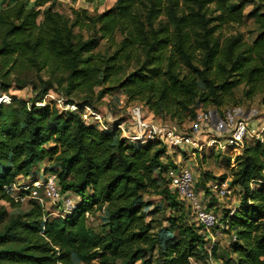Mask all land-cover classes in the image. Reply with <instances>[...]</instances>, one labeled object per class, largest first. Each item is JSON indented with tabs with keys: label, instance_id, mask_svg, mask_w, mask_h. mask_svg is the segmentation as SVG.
Wrapping results in <instances>:
<instances>
[{
	"label": "trees",
	"instance_id": "trees-1",
	"mask_svg": "<svg viewBox=\"0 0 264 264\" xmlns=\"http://www.w3.org/2000/svg\"><path fill=\"white\" fill-rule=\"evenodd\" d=\"M3 3L1 89L13 79L35 97L31 105L15 96L0 103V264L224 260L217 243L210 255L203 226L189 221L192 209L168 188L166 174L178 166L163 160L166 142L130 143L119 127L127 120L101 129L86 123L82 110L97 109L95 98L119 90L128 103L182 124L197 119L198 107L240 104L234 91L242 85L246 99L260 95L264 106V0H116L95 14L75 7L64 14L55 0ZM247 18L257 30L252 41L233 32ZM51 90L69 103L82 100L78 109L35 104ZM230 171L231 185L242 193L235 212L224 215L232 238L223 264H264V142L245 144ZM47 173L56 176L63 200L71 193L80 198L74 210L53 216L30 200L21 213L14 185L27 187L18 179L43 180ZM150 192L166 194L175 210L165 225L155 223L158 209L146 210ZM99 215L100 222L89 221Z\"/></svg>",
	"mask_w": 264,
	"mask_h": 264
},
{
	"label": "rangeland",
	"instance_id": "rangeland-1",
	"mask_svg": "<svg viewBox=\"0 0 264 264\" xmlns=\"http://www.w3.org/2000/svg\"><path fill=\"white\" fill-rule=\"evenodd\" d=\"M52 1L54 0H49V3ZM55 1L56 8L64 14H69L70 7L85 8L89 11L90 14H95L112 7L116 0H78L74 5L64 3L61 0ZM5 3H3V0H0V5L2 4L4 6ZM252 8L253 4L249 3L246 6V14L250 12ZM239 31L243 32L249 41H252L257 35V30L254 25V19L247 18L245 20V24L235 25V27L233 28V32ZM98 49L102 51L107 49V44L105 43V41H102ZM10 82L11 85L9 89H7V91H2L1 97H3V101H6V103H10L12 100V96H15L21 100L27 101L31 105V101L35 97V92L33 91V89L29 85L21 89L19 88L18 83L13 81V79L10 80ZM108 86H111V84H108ZM100 89V87L96 88V92ZM234 95L235 99L241 101L240 104H234L232 102L226 103L223 106L209 105L205 108L198 107L197 119L187 120L182 124H177L169 117H154V114L149 111L148 107L141 102L137 101L128 103L126 96L120 93L119 90H116L110 94H106L101 99L95 98L94 101L104 121L113 123L114 121L121 118L128 121H124L123 123H121V126H119L122 128L124 137L128 138L127 135L131 134V137L133 138V135L137 134L140 131L137 125L138 122L133 121L132 116H130V113H132L134 110L138 111V109H141V113L144 117L143 120L146 122L153 121L158 125L174 127L178 130V132L182 134H190L193 136L194 141L187 146L185 144H182L178 147L166 143L167 152L163 156V160L165 162L172 160L173 163L178 166L171 167L166 175L167 178H170V175L172 174L171 172H176L180 168V164L185 165L192 170L194 175L195 190L198 192L202 201L205 202L206 207L213 210L218 216V224L212 230V233H208L204 229L202 230L206 233V238L208 239L206 247L210 250L211 255L213 245L217 243L219 245V256H222L224 260L215 262L214 258L210 256L209 259H206L202 262L192 260V264H223L225 259L228 258V254H226V251L228 250L232 234L229 233L228 230L224 231V229H228L229 227L228 224L224 221V215L227 210H233V213L235 212L237 206L240 203V197L242 193L240 187H234L231 185L230 170L231 167L236 164L237 155L240 154L244 148V146L229 144V131L232 127V124L238 119L245 118L249 121H252L253 119H255L256 121H262L260 124L257 123L256 125H261L264 122V106L262 105V98L260 95H257L250 100L246 99L244 97L243 85L235 89ZM69 99L70 98H66L64 95H61V93L51 90L45 96V100L41 102V104H38L39 102H35V104L44 105L45 102H52L60 109H63V107H65V104L69 103ZM75 101V103L70 102V104H75L78 106V103H80L82 100L76 99ZM83 113H86V110H82V114ZM87 115H89L88 111ZM92 118V116H89L86 119V117L84 116V120L86 119V123L94 125L97 124V122ZM128 139L130 143H133L134 141H141L134 138L131 139L130 137ZM252 140L256 139L247 138L245 140V143H251ZM49 164L50 162L48 160L44 161L43 163L44 166ZM43 165L39 168V170H41L40 172H44ZM48 175L49 173H47V176ZM224 175H228L229 177L227 179H222ZM41 178H44V175H42ZM19 180L22 183L26 181L27 183H29V185H32V183H34V180L32 179L20 178L18 179V181ZM216 185H218V189L221 187H228L230 193L225 196L219 195ZM253 186H255V184ZM168 188L171 192L174 191L172 186L168 185ZM18 193L19 190L15 188L14 194L17 195ZM40 194L43 195L42 188L40 190ZM70 197L72 198L74 203L80 200V198L74 193H71ZM177 198L182 200L178 196ZM146 199L149 203V206L146 207V210H159V212L157 211V213H153V216L155 217V223L157 224L161 222L165 225L170 215H172V213H175V210L168 206L169 204L168 200L166 199V194L150 192L146 195ZM44 202V209L46 211H49L53 216L66 214L60 210L62 203L55 205L49 198H44ZM184 202L185 209L188 210V208H191L188 202ZM235 202H238L237 206L235 205ZM2 203L7 206L8 210H12L8 203ZM29 209V203L27 201H24L22 202L19 210L21 213H24ZM101 220L102 216L100 215L97 217L94 216L93 218H89V221L95 224L100 222ZM189 221L197 226L200 225L193 211L189 212ZM156 256L157 253H155L154 257Z\"/></svg>",
	"mask_w": 264,
	"mask_h": 264
},
{
	"label": "built area",
	"instance_id": "built-area-1",
	"mask_svg": "<svg viewBox=\"0 0 264 264\" xmlns=\"http://www.w3.org/2000/svg\"><path fill=\"white\" fill-rule=\"evenodd\" d=\"M64 3H68L71 5H74L76 1L78 0H61ZM2 96V89H1V81H0V103L6 101H3ZM38 104H41L39 102ZM63 109H70V110H77L78 106L75 104H65V107ZM86 110V113H83L86 119L90 116H92L96 122L97 125L101 129H107V121H104L102 118L101 113L98 109H95L92 106L86 105L83 109ZM87 111L89 115H87ZM130 116H132L133 121L138 122V127L140 131L133 135V138L136 140H143L142 142H146L150 139H163L166 143H169L172 146H180L182 144H185L186 146L188 144H191L194 141V138L190 134H182L178 132V130L174 127H168L163 125L155 124L152 122H146L143 120V115L141 113V109H138V111L134 110L132 113H130ZM85 119V121H86ZM121 126V124L119 125ZM121 128V127H120ZM122 129V128H121ZM125 133V130H124ZM124 136V135H123ZM128 138L130 137L133 139L130 135H127ZM247 138L251 139H258L264 142V125H253L252 121H249L245 118L236 120L229 131L228 135V142L230 145H237V146H245V140ZM172 174L170 175V181L172 188L178 193L179 197L188 202L192 211L194 212L196 219L200 223V225L203 226L204 230L208 233H212V230L217 226L218 224V216L217 214L206 207V204L204 201H202L201 197L199 196L198 192L195 190V183H194V175L192 170L185 166L180 164V168L175 172L172 171ZM15 188L19 189L17 185H14ZM27 189L29 190L27 195H22L18 193L15 195L13 193V196L16 201L29 202L30 200H35L36 202L40 203L42 206L45 205L44 198H49L55 205L61 204L60 210L66 216L69 213H72L74 210L76 203L73 202L72 198L69 196L65 200H63V195L60 192V189L56 182V176L54 174L48 175L44 180H34V183L32 185H28L27 187H21L20 189ZM41 188L43 189V195L40 194ZM216 188L218 189V185H216ZM230 193V190L228 187H221L218 189V194L221 196H225ZM64 201V202H62ZM59 207V206H58ZM233 213V210L230 212V214ZM89 216V213L87 214Z\"/></svg>",
	"mask_w": 264,
	"mask_h": 264
},
{
	"label": "crops",
	"instance_id": "crops-1",
	"mask_svg": "<svg viewBox=\"0 0 264 264\" xmlns=\"http://www.w3.org/2000/svg\"><path fill=\"white\" fill-rule=\"evenodd\" d=\"M263 119H264V117H263ZM259 120H260V119H259ZM261 122H262V121H256L255 119L252 120V124H253V125H256L257 123L260 124ZM263 124H264V122H263ZM263 124H261V125H263ZM235 205L237 206V205H238V202H235Z\"/></svg>",
	"mask_w": 264,
	"mask_h": 264
}]
</instances>
